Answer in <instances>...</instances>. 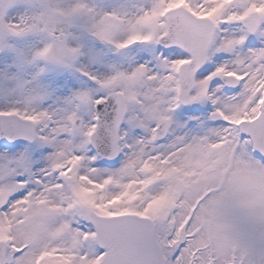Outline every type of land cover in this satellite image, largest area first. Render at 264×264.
<instances>
[{"label": "snow or ice", "instance_id": "6c2138e0", "mask_svg": "<svg viewBox=\"0 0 264 264\" xmlns=\"http://www.w3.org/2000/svg\"><path fill=\"white\" fill-rule=\"evenodd\" d=\"M0 264H264V0H0Z\"/></svg>", "mask_w": 264, "mask_h": 264}]
</instances>
